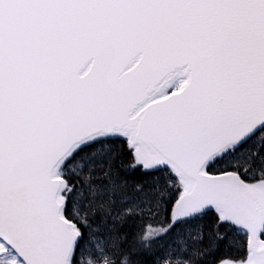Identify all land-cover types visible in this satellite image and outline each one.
<instances>
[{
	"label": "snow or ice",
	"instance_id": "snow-or-ice-1",
	"mask_svg": "<svg viewBox=\"0 0 264 264\" xmlns=\"http://www.w3.org/2000/svg\"><path fill=\"white\" fill-rule=\"evenodd\" d=\"M0 264H264V0H0Z\"/></svg>",
	"mask_w": 264,
	"mask_h": 264
}]
</instances>
